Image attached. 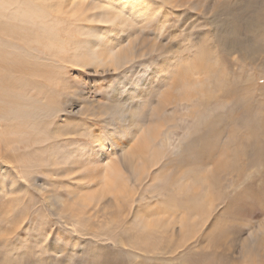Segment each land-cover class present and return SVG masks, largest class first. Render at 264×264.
<instances>
[{
	"label": "rangeland",
	"instance_id": "rangeland-1",
	"mask_svg": "<svg viewBox=\"0 0 264 264\" xmlns=\"http://www.w3.org/2000/svg\"><path fill=\"white\" fill-rule=\"evenodd\" d=\"M101 1L0 0V264H264V0Z\"/></svg>",
	"mask_w": 264,
	"mask_h": 264
},
{
	"label": "bare ground",
	"instance_id": "bare-ground-1",
	"mask_svg": "<svg viewBox=\"0 0 264 264\" xmlns=\"http://www.w3.org/2000/svg\"><path fill=\"white\" fill-rule=\"evenodd\" d=\"M116 0H106V1H101L99 4H101L102 6H106V7H111L110 8V12L108 13V10H107V8H104L105 9V13H106V15L110 18V19H114V16L115 15H113V14H118V12L120 13L121 12V9H125V8H127V11H128V13H137V12H139V13H142V12H144V10H146V11H148V8L145 6H134V2L133 1H131V0H121L120 2H119V4H118V6L117 7H115L114 8V2H115ZM27 4V3H26ZM32 4H33V2H32ZM35 4H33L32 6H34ZM116 9H117V11H116ZM2 11V10H1ZM24 11V10H23ZM145 11V13H144V15L142 14V16H144V18L145 17H147V12ZM1 16V15H0ZM1 19V18H0ZM252 19V18H251ZM247 22H248V20H247V18L245 19ZM253 21V20H252ZM258 21V22H257ZM261 20L259 19V20H256V23H258V25H260L261 23ZM252 23V22H251ZM248 25V24H247ZM160 26V25H159ZM253 26V25H252ZM251 29V28H250ZM249 29V30H250ZM253 30H254V28H253ZM257 32V31H256ZM233 37V36H232ZM261 40V39H260ZM230 41V40H229ZM236 41V40H235ZM106 43V42H105ZM263 43H264V41H263ZM250 45H253L254 47L255 46H257L258 44H257V42L255 43L254 41H252L251 42V44ZM233 46H234V44H233ZM253 46H251V47H253ZM259 46V45H258ZM261 46V45H260ZM259 46V47H260ZM264 46V45H263ZM262 47V46H261ZM260 47V48H261ZM255 50H256V47L254 48ZM259 49V48H258ZM118 52H119V50H116V51H113L110 55L111 56H113L114 55V59H117V58H115V57H117L118 56ZM255 53V52H254ZM197 64V63H196ZM195 64V65H196ZM184 79V78H183ZM185 80V79H184ZM200 83H202V82H200ZM194 86H195V84H194ZM202 84L199 86L200 87V90H202ZM191 90V89H190ZM224 92H225V90H224ZM185 93V96L186 97H188V95L190 96V94H191V91H186V92H184ZM192 96V95H191ZM169 97V96H168ZM130 116V115H129ZM160 129V128H159ZM155 130V128H152L151 129V131H149V132H144L143 134H141L143 137L140 139V143L138 144H136L135 145V148H134V150L133 149H130V150H132V151H134L135 152V154L137 155V156H139V159H140V156L141 155H143V154H147V152L149 151V149H147L148 147H146V149L144 150V148H145V146L146 145H148L149 143H150V141H151V139H153L154 138V131ZM160 131V130H159ZM156 133V132H155ZM157 135V134H156ZM149 136H151L150 137V140L149 141H147L148 140V137ZM141 137V136H140ZM139 137V138H140ZM157 138V137H156ZM154 140H155V138H154ZM154 140H152V141H154ZM146 142H147V144H146ZM192 142V141H191ZM194 142V141H193ZM135 143V142H134ZM195 143V142H194ZM161 144L163 145V148H165L166 147V138H163L162 140H161ZM193 144V143H192ZM169 145V144H168ZM149 146V145H148ZM194 146V145H193ZM132 147H134L133 145H132ZM190 147V145L188 146V148ZM191 150H193V149H190L189 148V151H191ZM132 151H130L131 153H132ZM133 152V153H134ZM150 152V151H149ZM148 152V153H149ZM153 152V151H152ZM158 152V151H157ZM157 152H154L155 154L153 155V157L156 155V153ZM197 152L198 153H201L200 152V150L198 149L197 150ZM127 153H129V152H127ZM158 154V153H157ZM197 154V153H196ZM130 155H132L133 156V154H130ZM129 156V155H128ZM127 156V157H128ZM136 156V157H137ZM131 157L129 156V159L128 158H126V159H128V163H131V161H132V159H130ZM192 158V157H191ZM145 159V158H144ZM141 161V160H140ZM191 161V160H190ZM188 163V162H187ZM168 164V163H167ZM118 168H117V164L115 165V164H113V166H107L106 167V169H104L105 170V176L107 177V178H109V176H115L116 174H115V172L116 171H118L117 170ZM103 178V177H102ZM111 180H114L113 178H111ZM145 224V223H144Z\"/></svg>",
	"mask_w": 264,
	"mask_h": 264
}]
</instances>
